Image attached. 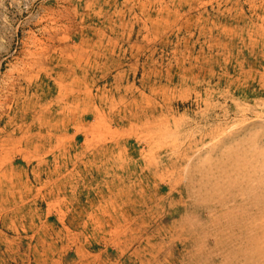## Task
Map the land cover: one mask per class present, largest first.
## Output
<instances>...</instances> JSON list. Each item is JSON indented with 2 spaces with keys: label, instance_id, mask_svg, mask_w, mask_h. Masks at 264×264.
<instances>
[{
  "label": "rangeland",
  "instance_id": "rangeland-1",
  "mask_svg": "<svg viewBox=\"0 0 264 264\" xmlns=\"http://www.w3.org/2000/svg\"><path fill=\"white\" fill-rule=\"evenodd\" d=\"M0 264H264V0H0Z\"/></svg>",
  "mask_w": 264,
  "mask_h": 264
}]
</instances>
